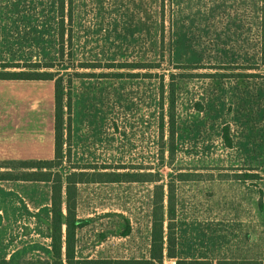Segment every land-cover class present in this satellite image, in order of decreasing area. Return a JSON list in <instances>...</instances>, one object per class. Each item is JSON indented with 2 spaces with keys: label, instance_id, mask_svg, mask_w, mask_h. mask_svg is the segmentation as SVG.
<instances>
[{
  "label": "rangeland",
  "instance_id": "rangeland-1",
  "mask_svg": "<svg viewBox=\"0 0 264 264\" xmlns=\"http://www.w3.org/2000/svg\"><path fill=\"white\" fill-rule=\"evenodd\" d=\"M65 1L63 37L58 0H0V72L62 82L53 171L161 178L79 183L77 258L148 256L156 186L185 174L178 257L161 264L264 263V0ZM50 195L48 181L0 179V264H53Z\"/></svg>",
  "mask_w": 264,
  "mask_h": 264
},
{
  "label": "trees",
  "instance_id": "trees-1",
  "mask_svg": "<svg viewBox=\"0 0 264 264\" xmlns=\"http://www.w3.org/2000/svg\"><path fill=\"white\" fill-rule=\"evenodd\" d=\"M66 1L58 0V12L61 17L62 35L64 37V18ZM146 67V66H144ZM174 74H172V77ZM0 79H53L49 72L38 71H3ZM62 82H56L55 91V155L52 159H4L0 160V179L24 180V181H48L51 183V247L54 257L53 264H60L63 255L66 264H161L165 252L168 257L177 258V223H176V188L177 180L187 179L185 174L174 176L167 184L156 186L153 201V213L151 224V242L149 255L142 258H77L76 256V230L79 221L76 212V195L78 184L86 181H159L161 178H152V174L132 171H73L65 177V184L61 174L53 171L62 162ZM172 106L169 114V150L174 152V141L176 136V115L174 110L175 87L170 90ZM71 109V104L68 103ZM71 124V123H70ZM71 126V125H70ZM164 136V123L162 128ZM165 149V145H163ZM119 168V167H118ZM124 168V167H122ZM91 175L90 178L85 176ZM150 176V177H149ZM245 180L251 179L249 174H242ZM262 212L264 213V199L262 201ZM65 225V229H64ZM252 264V262H242ZM241 263V264H242ZM176 264H213L209 260L201 259H177ZM218 264H235L219 261ZM253 264H264L253 262Z\"/></svg>",
  "mask_w": 264,
  "mask_h": 264
},
{
  "label": "crops",
  "instance_id": "crops-1",
  "mask_svg": "<svg viewBox=\"0 0 264 264\" xmlns=\"http://www.w3.org/2000/svg\"><path fill=\"white\" fill-rule=\"evenodd\" d=\"M54 155L55 91L50 82L0 79V160Z\"/></svg>",
  "mask_w": 264,
  "mask_h": 264
}]
</instances>
